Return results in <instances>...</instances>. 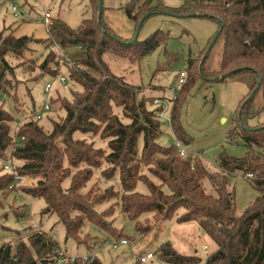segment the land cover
<instances>
[{"label":"trees","instance_id":"1","mask_svg":"<svg viewBox=\"0 0 264 264\" xmlns=\"http://www.w3.org/2000/svg\"><path fill=\"white\" fill-rule=\"evenodd\" d=\"M99 1L90 0L92 11L98 14ZM121 9L135 27L133 37L127 40L115 36L104 23L103 15L101 26L98 14L84 19L75 29L60 19L50 21L53 36L47 40L15 37L13 32L0 33V100L11 96L16 88L12 81L16 67L7 58L17 56L24 59V64L36 66L37 44H43L48 51L38 64L42 76L57 77L60 67H64L70 81L81 88L72 92L71 100L61 95L51 98L52 108L64 112V117L53 122L48 132L33 118L13 132L16 116L0 105V160L10 151L12 159L22 163L15 175L38 179L36 187L24 189L25 195L32 201L44 202L42 216H56L65 229V243L74 240L83 245V254H94L99 243L92 245L89 236L80 238L87 223L117 240L134 241L137 237L143 240L154 231L156 221L157 229L181 210L177 222H197L217 246L204 264H264V124L249 125L264 113V103L259 108L255 106L260 92L264 99V0H186L179 8L166 6L161 0H129ZM146 14H152L149 18L201 15L198 18L217 22L218 31L223 23L217 41H223L219 71L206 72L210 55L203 63L201 60L198 69L193 59L188 58V76L173 102L170 124L176 140L190 145L192 138L182 126L180 115L186 94L198 84L197 73L205 84L212 83V79L217 83L248 76L252 81L250 94L240 102L237 125L227 135L228 142H242L246 147L243 157L221 152L218 168L213 171L207 168L200 154L182 156L176 145H161L162 108H152L154 98L112 74L106 56L137 63L170 39L169 31L157 30L146 40L132 42ZM55 42L68 52L81 47L76 55L69 54L74 66L60 65ZM28 54L33 56L30 61L26 60ZM78 65L81 71L75 68ZM260 78V89L250 98ZM32 111L35 113V109ZM77 133L83 137L76 136ZM97 137L106 143L108 152L96 147ZM103 166L106 167L101 177L106 182L115 181L116 185L103 189L96 184L84 192L95 170ZM239 174L259 192L241 215L236 211V195L229 189L230 180ZM15 175L6 173L0 177V193L13 188ZM68 181L70 185L65 187ZM204 181L211 184L210 192L205 189ZM113 200L120 204L121 212L133 225L131 234L107 221L114 215L115 207L100 211L102 205ZM58 255V243L40 233L32 234L28 242L20 240L0 246V264H55ZM156 255L166 264L202 263L198 255L182 254L170 242L158 246ZM86 264L103 263L95 258Z\"/></svg>","mask_w":264,"mask_h":264},{"label":"rangeland","instance_id":"2","mask_svg":"<svg viewBox=\"0 0 264 264\" xmlns=\"http://www.w3.org/2000/svg\"><path fill=\"white\" fill-rule=\"evenodd\" d=\"M185 1L161 0L163 4L173 8L181 7ZM128 2L129 0H103L104 23L115 36L124 40L132 38L135 33L134 24L129 21L124 10L121 9ZM12 6L18 8V13L12 11ZM46 12L51 14V21L60 19L72 29L77 28L84 19L98 14L96 10L92 11L90 0H1L0 33L5 31L7 35L13 32L15 37L29 36L39 40L52 38L50 25L47 27L44 23ZM157 30L169 31L170 39L163 47L139 62L131 63L129 60L119 59L112 55L106 56L105 60L112 74L123 77L127 83L138 87L142 94L154 98L152 108L161 107L163 111L165 110L163 118L160 114L163 134L159 142L163 146H173L176 145L177 140L170 124V116L173 102L179 96L177 94L174 98L171 90L178 88L182 72L188 76L186 70L188 58L193 59L198 69L212 43L211 39L218 33V24L206 18H175L168 15H156L144 23L138 39L146 40ZM222 48L223 41L220 39L210 53L205 65L206 72L213 74L219 71ZM35 49V57L38 58V64H40L48 51L43 44H37ZM54 50H56L55 47ZM77 51L70 50L68 53L76 55ZM32 57L28 54L26 60L30 61ZM7 60L13 67H16L14 77H12L16 88L11 96L0 100V105L16 116V121L12 124L13 132L19 125L33 118L35 113L32 110L39 111L44 105L46 101L44 88L47 83H53L50 98L61 95L71 100L72 92L81 89L79 85L70 81L64 67H60V74L67 79L66 84L60 83L57 77L42 76L38 64L36 66L29 62L24 64V59L13 55H10ZM196 82L198 84L188 91L181 107L180 122L192 138L190 145L182 144V146L188 155L200 154L207 168L214 171L218 168V158L221 152H225L228 156L241 158L247 151L242 142H228L227 135L237 125L238 106L250 94L252 81L248 76H241L229 78L225 82L205 84L199 79L197 73ZM263 103V94L260 92L255 99L256 108L261 107ZM63 117L64 112L52 108L51 112L44 113L39 124L48 132L52 129V123ZM262 124H264V113L249 122L251 127ZM76 136L83 137L80 133ZM94 141L96 147H102L108 152L106 143L98 137ZM6 162H10L14 170L22 166L21 162L12 159L9 151L5 159L0 160V177L9 173L4 170ZM105 167L95 170V176L84 192L96 184L103 189L116 185L115 181L106 182L101 177ZM26 179L25 183L16 182L13 188L0 193V246L8 242L17 243L20 240L28 242L32 234H45L58 243L59 257L55 264H86L87 262L82 259L86 255L83 254L84 246L78 245L74 240L65 243V229L58 222V218L42 216L44 202L32 201L25 195L24 189L36 187L38 184L37 178L26 177ZM69 185L68 181L65 187ZM204 186L207 192L211 191V184L208 181H204ZM229 189L233 190L236 195L238 215L244 213L259 196V192L254 189L250 181L240 174L230 180ZM110 207H115V213L109 216L107 221H113L115 228H126L131 234L133 225L121 212L120 204L116 200L102 205L100 211ZM182 213L183 211H178L172 220L157 229L156 221L154 231L143 240L139 237L134 241L127 239L129 247L126 248L113 249L110 244L119 243L124 239L112 238L89 223L81 230L80 238L85 239L89 236L92 245L99 241L95 246L94 254L95 258L101 260L103 264H140L136 256L147 253H153L154 258L146 264H166L156 255L158 246L165 242H170L182 254L198 255L202 258L201 264H204L208 256L216 251L217 246L197 222L178 223L177 217ZM17 216L22 219L18 220ZM141 221L145 223V220L141 219ZM150 223L153 224V222ZM61 253L75 257L76 260L73 263H64L60 261Z\"/></svg>","mask_w":264,"mask_h":264},{"label":"built area","instance_id":"3","mask_svg":"<svg viewBox=\"0 0 264 264\" xmlns=\"http://www.w3.org/2000/svg\"><path fill=\"white\" fill-rule=\"evenodd\" d=\"M12 11L14 13H18V8L16 6H12ZM51 18H52L51 14L49 12H46L45 13V17H44V23H45V25L47 27L50 24ZM54 46H55V48L57 50V53H58L60 65H63L64 63H68L71 66L75 65L73 59L71 58V56L69 55V53H68V51L66 49L62 48L59 45V43H57V42H55ZM75 50L80 51L81 47H78ZM75 68H77V70H79V71L82 70V67L79 66V65L75 66ZM57 78L59 79L60 83H62V84H66L67 83V79L64 76H61V74H59L57 76ZM185 79H186V73L182 72L181 75H180L178 88L171 90V93L174 96V98H175V95H177L179 93V91L182 89V86L185 83ZM52 89H53V83H47L45 88H44V92L46 94V101H45L44 105L40 108V110L36 111L35 114L33 115V119L35 121H40L44 117V113L52 111V106H51V103H50V100H51L50 94H51ZM164 113H165V110L160 113L162 118L164 116ZM170 122H171V119H170ZM176 146H177V148H178V150H179V152H180V154L182 156L188 155L187 152L185 151V149L183 148L182 144L179 141H177ZM4 170L6 172H9V173H12V174L15 175V170L13 169V166H11L10 162H6V164L4 166ZM249 178L252 179V176H249ZM15 180H16V182H20V183H25L27 181L26 177L16 176V175H15ZM110 245L115 250L119 249V248H126V247H129V241L127 239H124V240H121L119 243H112ZM95 257H96L95 254L84 255L82 259H83L84 262H89V261L94 260ZM153 258H154V254L153 253H147L145 255L136 256V260L140 264H146V263H148L149 260H152ZM75 260H76L75 257H69L65 253H61L60 261H62V262H64V263H73Z\"/></svg>","mask_w":264,"mask_h":264},{"label":"water","instance_id":"4","mask_svg":"<svg viewBox=\"0 0 264 264\" xmlns=\"http://www.w3.org/2000/svg\"><path fill=\"white\" fill-rule=\"evenodd\" d=\"M102 15H103V0H100V1H99V14H98V19H99V24H100L101 26H102V23H101V17H102ZM151 15H152V14H146V15L141 19V21H140V23H139V25H138V27H137V29H136L135 37L132 39V42H134V41H136V40L138 39V36H139V33H140V31H141V28H142V25H143L144 21H145L147 18H149ZM198 16H201V15H195V14H193V15H186V16H183V17H198ZM221 24H222V27L220 28V30L218 31V33L216 34V36L213 38L212 43L210 44L209 48L207 49V51H206V53H205V55H204V57H203L202 63H203V62L206 60V58L210 55V53H211L213 47L216 45V43H217V41H218V39H219V36H220V34H221L222 30H223V23H221ZM104 29H105V28L103 27V30H104ZM111 37L114 38V39L117 40V41H120V42H122V43H126V42H124V41H121L120 39H118L117 37H115V36H113V35H111ZM201 69H202V66H200V71H201ZM211 81H212V82H216V79H212ZM261 83H262V79L260 78L259 83H258L257 87L254 89V91L251 93L250 98L254 97V95L259 91V89H260V87H261ZM250 130L255 131V130H257V129H250Z\"/></svg>","mask_w":264,"mask_h":264}]
</instances>
